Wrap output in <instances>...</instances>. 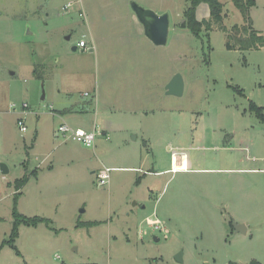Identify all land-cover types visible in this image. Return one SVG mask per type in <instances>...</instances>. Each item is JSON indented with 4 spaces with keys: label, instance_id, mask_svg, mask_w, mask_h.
Instances as JSON below:
<instances>
[{
    "label": "rangeland",
    "instance_id": "1",
    "mask_svg": "<svg viewBox=\"0 0 264 264\" xmlns=\"http://www.w3.org/2000/svg\"><path fill=\"white\" fill-rule=\"evenodd\" d=\"M76 1L0 0V264H264V46L228 48L244 24L233 0H220L227 31L198 36L191 0ZM132 3L169 15L165 46ZM196 17L210 18L207 4ZM81 40L89 49L73 51ZM177 74L183 95H167ZM75 121L101 132L94 148L57 134ZM16 212L50 223L20 225L12 241Z\"/></svg>",
    "mask_w": 264,
    "mask_h": 264
},
{
    "label": "trees",
    "instance_id": "2",
    "mask_svg": "<svg viewBox=\"0 0 264 264\" xmlns=\"http://www.w3.org/2000/svg\"><path fill=\"white\" fill-rule=\"evenodd\" d=\"M234 5L242 13L244 24L234 25L228 33L229 49H239L242 51H250L260 49L264 46V37L253 29L251 18L249 15L250 8L255 6L254 0H233ZM201 4H207L210 10V18L208 20L199 21L196 17V10ZM224 6L220 0H191L190 6L185 11L184 16L187 19V29L194 35L198 36L199 33L205 28L210 31L213 26H219L220 29L227 31L223 27L224 20ZM264 120V118H263ZM34 175V174H33ZM30 177L25 175L22 179L15 181L14 187L17 195H20L21 190L29 183ZM14 229L12 233V241L18 236L17 227L24 225L27 227H37L41 223H50L48 219L41 217L28 218L22 214L15 213ZM19 254V252H18Z\"/></svg>",
    "mask_w": 264,
    "mask_h": 264
},
{
    "label": "water",
    "instance_id": "3",
    "mask_svg": "<svg viewBox=\"0 0 264 264\" xmlns=\"http://www.w3.org/2000/svg\"><path fill=\"white\" fill-rule=\"evenodd\" d=\"M131 8L144 28L145 37L155 46H165L168 41V34L170 31V18L168 14L158 15L151 10H147L137 3H132ZM182 27H185L183 22ZM73 51H77V47L73 48ZM184 82L180 74L175 75L169 84L166 86L167 95L180 97L183 95ZM2 174H8L9 169L5 164H0ZM238 232H245V226L243 224L236 225ZM158 241L159 239H155Z\"/></svg>",
    "mask_w": 264,
    "mask_h": 264
},
{
    "label": "built area",
    "instance_id": "4",
    "mask_svg": "<svg viewBox=\"0 0 264 264\" xmlns=\"http://www.w3.org/2000/svg\"><path fill=\"white\" fill-rule=\"evenodd\" d=\"M70 2L68 4L65 5L64 9L65 10H69L70 8L73 7L74 4H79L81 3V1H76L74 2V0H69ZM80 17H85L86 18V14L85 12L82 10L80 12ZM79 49H84V50H88L89 48L87 47V43L84 40H81L78 44H77ZM85 96H88V94H86ZM11 109L15 108V105H11L10 106ZM23 108H27V105L25 104L23 106ZM19 130L21 132H26L27 131V127L25 125L24 119L23 118H19L17 121ZM57 134H60L68 139L77 141L82 143L83 145H85L88 148H94L95 147V142H96V138L97 135L100 134V132H98L97 130L94 131H86L82 128H74L66 123H63L59 126L58 128V132ZM110 173H111V169L109 168H104L101 169L97 172V179L99 180V185L104 186L109 184L110 181ZM146 223L148 226L154 228L155 230H159V231H165L167 232L163 227H162V223L157 220V219H150L147 218L146 219ZM57 259H60L59 257H57Z\"/></svg>",
    "mask_w": 264,
    "mask_h": 264
},
{
    "label": "crops",
    "instance_id": "5",
    "mask_svg": "<svg viewBox=\"0 0 264 264\" xmlns=\"http://www.w3.org/2000/svg\"><path fill=\"white\" fill-rule=\"evenodd\" d=\"M144 29V28H143ZM144 31V30H143ZM77 49H79L78 48V46H77ZM87 94V93H86ZM69 113H79V112H81V113H86V112H88L89 110L87 109V108H85V107H83V108H76V109H68L67 110ZM68 117H72V115L71 116H68ZM80 121H83V120H80ZM80 121H75L76 123H75V125H76V127H74V128H82V129H84L83 127H81L82 125V123L83 122H80ZM65 123V122H64ZM63 124V123H62ZM84 130H86V129H84ZM94 130H97L98 131V129H97V127H95L94 126V128H93V130L92 131H94ZM86 131H91V130H86ZM104 131L105 130H103L102 132L104 133ZM99 132V131H98ZM105 132H107V130L105 131ZM101 133V132H100ZM105 134V133H104ZM185 168V165L184 164H182L181 165V161H178V163H175V167H174V170H182V169H184ZM97 172H95V174H96ZM34 174V176H35V172L33 173ZM17 181V180H16ZM31 181V180H30ZM29 181V182H30ZM28 185V184H27ZM26 185V186H27ZM25 186V187H26ZM24 187V188H25ZM23 188V189H24ZM23 189L21 190V193H22V191H23ZM17 192V191H16ZM20 193V194H21Z\"/></svg>",
    "mask_w": 264,
    "mask_h": 264
}]
</instances>
